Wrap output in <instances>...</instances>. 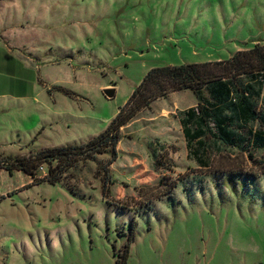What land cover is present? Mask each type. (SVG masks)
<instances>
[{"label":"rangeland","instance_id":"1","mask_svg":"<svg viewBox=\"0 0 264 264\" xmlns=\"http://www.w3.org/2000/svg\"><path fill=\"white\" fill-rule=\"evenodd\" d=\"M256 43L264 0H0V152L85 143L149 69ZM170 99L120 128L111 164L77 159L54 183L45 163L0 168V264H264V146L240 130L188 148L196 98Z\"/></svg>","mask_w":264,"mask_h":264},{"label":"trees","instance_id":"2","mask_svg":"<svg viewBox=\"0 0 264 264\" xmlns=\"http://www.w3.org/2000/svg\"><path fill=\"white\" fill-rule=\"evenodd\" d=\"M185 89L191 90L197 101L195 106L179 112L188 148L206 136L235 146L240 130L247 131L252 144L264 146V112L258 107L264 102V43H256L224 60L153 67L102 132L85 143L48 147L28 156L0 152L5 161L0 160V168L10 173L22 170L36 179L34 168L45 163L47 174L40 179L54 183L77 159L91 160L111 151V164L116 159L120 128L155 100ZM53 161L57 162L55 166ZM108 176L111 174L103 179L104 191L109 180L113 183Z\"/></svg>","mask_w":264,"mask_h":264},{"label":"water","instance_id":"3","mask_svg":"<svg viewBox=\"0 0 264 264\" xmlns=\"http://www.w3.org/2000/svg\"><path fill=\"white\" fill-rule=\"evenodd\" d=\"M103 91L107 97H112L115 93V89L111 87L105 88Z\"/></svg>","mask_w":264,"mask_h":264},{"label":"crops","instance_id":"4","mask_svg":"<svg viewBox=\"0 0 264 264\" xmlns=\"http://www.w3.org/2000/svg\"><path fill=\"white\" fill-rule=\"evenodd\" d=\"M179 91H183V90H179ZM179 91H173V92H170L168 95H167V97L166 98H164V99H166V100H170L171 101V97H172V95L174 94V93H178ZM176 106H178V103L175 101V102H173Z\"/></svg>","mask_w":264,"mask_h":264}]
</instances>
